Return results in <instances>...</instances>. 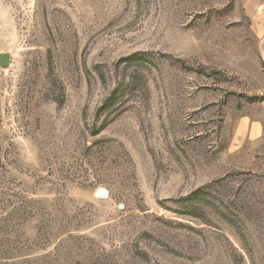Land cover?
Masks as SVG:
<instances>
[{"label":"rangeland","instance_id":"rangeland-1","mask_svg":"<svg viewBox=\"0 0 264 264\" xmlns=\"http://www.w3.org/2000/svg\"><path fill=\"white\" fill-rule=\"evenodd\" d=\"M263 44L264 0H0V264H264Z\"/></svg>","mask_w":264,"mask_h":264},{"label":"crops","instance_id":"crops-1","mask_svg":"<svg viewBox=\"0 0 264 264\" xmlns=\"http://www.w3.org/2000/svg\"><path fill=\"white\" fill-rule=\"evenodd\" d=\"M263 51H262V59L264 61V44H263ZM260 123L258 122H253V123H249L248 124V130H247V134L248 137H256L259 135L260 133Z\"/></svg>","mask_w":264,"mask_h":264}]
</instances>
